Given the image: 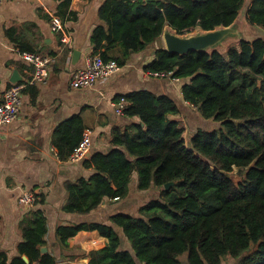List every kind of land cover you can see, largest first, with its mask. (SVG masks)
Instances as JSON below:
<instances>
[{
	"label": "trees",
	"instance_id": "trees-1",
	"mask_svg": "<svg viewBox=\"0 0 264 264\" xmlns=\"http://www.w3.org/2000/svg\"><path fill=\"white\" fill-rule=\"evenodd\" d=\"M71 1L60 4L62 20L75 19L68 10ZM245 3L107 0L101 7L91 38L94 54L122 67L131 54L152 48L156 54L145 70L174 72L183 81L185 101L218 125L199 129L191 150L185 130L170 119L178 113L171 99L148 91L121 96L129 101L125 115L140 120L136 136L132 128L118 130L111 151L85 160V167L95 172L67 184L64 211L85 215L105 200L126 199L135 174L139 191L156 187L161 196L136 215L111 216V224L59 226L56 238L62 248L81 231H97L108 244L89 254V264H223L225 257L238 264H264V39L233 44L225 54L180 56L156 48L166 26L181 35L227 27ZM247 18L264 32V0H251ZM84 131L80 116L57 128L54 144L62 161L70 158ZM170 182L174 185L165 190ZM21 229L19 255L8 261L0 254V264H57L55 256L42 252L48 226L41 210L24 219ZM124 238L131 251L122 248Z\"/></svg>",
	"mask_w": 264,
	"mask_h": 264
},
{
	"label": "crops",
	"instance_id": "crops-1",
	"mask_svg": "<svg viewBox=\"0 0 264 264\" xmlns=\"http://www.w3.org/2000/svg\"><path fill=\"white\" fill-rule=\"evenodd\" d=\"M104 0H72L68 10L75 19L62 20L58 15L62 0L4 1L0 2V102L6 91L15 83L28 82L33 67L23 61L21 52H34L56 56L50 71L48 85H30L23 92V105L18 119L0 126V254L8 261L19 255L18 247L23 241L21 223L33 219L42 211L47 219V252L57 258V264H89L90 253L103 249L108 239L97 231H81L69 239V247L62 248L56 238L59 226L80 223L111 224L110 217L131 207L136 215L151 198H159L161 190L152 187L137 190L138 175L130 185V195L122 200H105L90 214H71L64 211L68 200L67 184L80 178H90L94 169L85 167V160L94 153H108L114 146L112 139L118 130L129 128L136 136L140 120L119 115L116 105L121 96L136 91H148L171 99L178 113L170 119L177 121L188 141L199 129L213 130L215 121L203 118L198 108L185 101L183 81L158 78L145 70L156 52L150 48L133 53L120 71L94 88L74 89L71 79L74 72L83 69L86 60L94 56L92 33L100 24L98 10ZM59 18L62 29L54 30V19ZM67 34L69 43H63ZM161 42V38L159 39ZM163 43V41H162ZM156 48H160L159 41ZM75 51L79 55L74 58ZM120 53L118 49L114 51ZM75 116L82 118L85 131L90 133L91 151L85 159L74 162L62 161L54 144L57 128ZM37 194L34 203L22 202L26 194ZM131 205V206H130ZM137 209V210H136ZM129 214V213H128ZM42 247V248H43ZM123 249L130 250L126 238ZM26 259L25 256H23Z\"/></svg>",
	"mask_w": 264,
	"mask_h": 264
},
{
	"label": "built area",
	"instance_id": "built-area-1",
	"mask_svg": "<svg viewBox=\"0 0 264 264\" xmlns=\"http://www.w3.org/2000/svg\"><path fill=\"white\" fill-rule=\"evenodd\" d=\"M4 1H33V0H0ZM63 25L59 18L54 19V30L60 31ZM64 28V27H63ZM63 43H69V36L65 34L62 38ZM23 61L29 63L33 67V74L28 82L17 83L12 85L4 94L0 102V126L8 125L15 122L23 105V92L30 85H48L50 80V71L56 63V56L41 55L34 52H21ZM120 71V66L115 61L105 62L100 55L90 56L86 60V65L83 69H79L72 75L71 86L74 89H89L94 88L100 81L109 79L114 74ZM151 75L170 79L173 82L182 81L174 76V72H150ZM129 106V101L121 98L116 105V112L119 115H124L125 110ZM91 151L90 133H87L80 144L75 148L70 156V160L74 162L81 161ZM38 199L37 194L30 193L22 197L24 203H34Z\"/></svg>",
	"mask_w": 264,
	"mask_h": 264
},
{
	"label": "water",
	"instance_id": "water-1",
	"mask_svg": "<svg viewBox=\"0 0 264 264\" xmlns=\"http://www.w3.org/2000/svg\"><path fill=\"white\" fill-rule=\"evenodd\" d=\"M106 1L104 0L101 4L98 14ZM250 4L251 1H246L236 20L227 27L219 26L208 31L198 28L193 32L181 35L173 27L166 26L161 36L164 49L170 54L180 56L188 55L191 52H205L210 54L218 52L225 54L232 43H251L257 39H264L248 22L247 13ZM78 55L79 53L75 51L74 58ZM19 80L18 73L15 72L12 82L17 84ZM173 185V182L166 184L165 190H169ZM42 252H47V248L43 247Z\"/></svg>",
	"mask_w": 264,
	"mask_h": 264
},
{
	"label": "rangeland",
	"instance_id": "rangeland-1",
	"mask_svg": "<svg viewBox=\"0 0 264 264\" xmlns=\"http://www.w3.org/2000/svg\"><path fill=\"white\" fill-rule=\"evenodd\" d=\"M246 1H251V0H246ZM253 29L255 30V31H257V33L258 34H260L261 36H263V38H264V32H263V29L261 28V27H253ZM233 44H235V43H232L231 45H233ZM159 46L160 47H164V45H163V43H162V38H161V42H160V40H159ZM217 126V125H216ZM188 147L192 150V144H191V141H188ZM195 154H197V153H195ZM237 172H238V170H237V168H235L234 169V174H237ZM138 190V189H137ZM177 194H180L179 193V191H177ZM151 199H158V198H151ZM126 199H124V202L127 204V201H125ZM131 206V205H130ZM137 210V209H136ZM123 212H126V213H129V214H131L133 211L131 210V207H129V208H127V209H125V210H123ZM138 213V211L136 212V214ZM183 260H186L187 259V257L185 256V257H183L182 258ZM223 264H238V260H236V259H234V258H232V257H225L224 259H223Z\"/></svg>",
	"mask_w": 264,
	"mask_h": 264
},
{
	"label": "bare ground",
	"instance_id": "bare-ground-1",
	"mask_svg": "<svg viewBox=\"0 0 264 264\" xmlns=\"http://www.w3.org/2000/svg\"><path fill=\"white\" fill-rule=\"evenodd\" d=\"M235 168V167H234Z\"/></svg>",
	"mask_w": 264,
	"mask_h": 264
}]
</instances>
